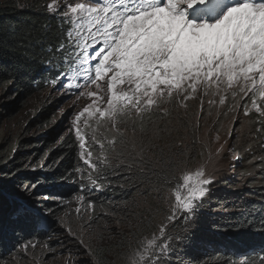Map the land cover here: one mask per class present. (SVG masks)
Instances as JSON below:
<instances>
[{"label":"snow or ice","instance_id":"1","mask_svg":"<svg viewBox=\"0 0 264 264\" xmlns=\"http://www.w3.org/2000/svg\"><path fill=\"white\" fill-rule=\"evenodd\" d=\"M46 11L61 26L67 25L63 40L50 55H61V67L67 64L70 70L59 71L50 82L54 86L57 80L67 81L63 88L75 89L78 99L91 101L75 115L69 129L78 142L80 159L89 169L87 173L76 169L82 182L80 194L75 196L80 205L77 214L85 203V211L95 208L93 201L86 200L84 181L91 185L88 191L101 190L104 185L100 182L107 180L104 169L115 171L120 166L109 162L107 152H116L118 141L128 143L127 129H121V123L131 121L134 135L137 122L143 132L146 119L170 116L171 109L164 105L175 101L177 108L186 110L188 101L199 99L202 107L204 97H211L210 105L218 97L220 106L231 98L230 111L241 100L250 101L251 109L264 119V0H51ZM53 63L51 58L46 61L48 66ZM251 109L246 102L244 115ZM101 129L111 132V137ZM89 141L99 146L95 160L92 151L86 150ZM144 160L145 148L133 140L128 170ZM181 163L185 166L179 176L165 180L174 183L168 189L163 219L155 232L137 241L127 264H169V257L188 239L214 178L203 164L190 169L186 161ZM164 164L173 170L179 167L171 158ZM21 187L30 192L36 186ZM24 212V208L18 209L17 215ZM180 219L184 228L173 233L171 229ZM61 225L92 257L81 264H101L70 224L61 221ZM20 247L27 255L37 243L29 241ZM242 264L256 262L244 258ZM258 264H264V255L258 257Z\"/></svg>","mask_w":264,"mask_h":264},{"label":"trees","instance_id":"2","mask_svg":"<svg viewBox=\"0 0 264 264\" xmlns=\"http://www.w3.org/2000/svg\"><path fill=\"white\" fill-rule=\"evenodd\" d=\"M47 3V0H0V88L14 92L22 103L43 92V88L58 77L59 71L66 68V64L61 67V55L50 54L63 40L62 32L67 25L61 26L60 20L46 11ZM49 58L54 62L51 66L46 64ZM173 114L182 120L184 127H180L185 130L169 137L166 132L160 137L159 132L166 129V120L170 117L153 115L146 119L145 128L154 121L160 130H155L153 137L133 138L138 147L142 143L145 148V160L138 166L133 165L131 171L127 163L120 165L126 175L124 182L135 188L129 197L135 208L130 218L132 228L115 243L95 241L98 233L91 235L95 238L87 240L88 245L101 264H127V257L137 241L157 230L167 211L168 189L174 183H165L166 178L178 177L185 166L181 162L186 161L189 168L195 153L200 151V140L190 131L192 123H187L189 114L182 116L179 111H171ZM55 115L54 106L43 105L32 122L46 127ZM248 118L250 141L244 145L238 142L237 149L246 159L237 163L236 176L215 178L188 239L169 257V264H242L244 258L258 264V257L264 255V119L255 111H251ZM257 129L262 131L257 132ZM59 132L51 131L36 139H20L15 152L12 145H0V259H6L28 240H46L56 229L54 217L61 209L55 208L58 204L21 195L17 192L19 186L35 185L39 193L35 196L43 193L68 196L78 189L71 183L78 163L73 138L67 135L51 148ZM48 149L49 163L43 169L35 172L22 169L23 154L32 150L36 158ZM169 158L179 167L174 170L166 167L164 162ZM140 199L149 201V207L142 206ZM27 204L32 210L17 215V210ZM43 209L52 211L51 224L39 215L37 210ZM184 223L183 219L178 220L171 231L182 232Z\"/></svg>","mask_w":264,"mask_h":264},{"label":"rangeland","instance_id":"3","mask_svg":"<svg viewBox=\"0 0 264 264\" xmlns=\"http://www.w3.org/2000/svg\"><path fill=\"white\" fill-rule=\"evenodd\" d=\"M47 2L50 3L51 0H47ZM64 83H67V81L60 82L59 85L54 86L52 84L46 85L43 88L44 90H42L43 92L24 103L21 102L19 96L14 92L0 88V145L4 144L9 147L12 145L15 152L19 149L16 143L20 139H36L51 131L55 132L59 130L60 132L56 139L53 140V146L51 148L54 149L65 136L70 135L74 140L78 153V163L74 171L75 178L71 182L72 185L78 186V189L72 190L70 195L58 196L57 194H51L47 196L43 193L41 196H35L39 194L37 192L38 187H35L30 192L23 191L21 186L18 187L19 190L17 192L21 195H30V197L38 200L56 202L58 205L55 208L61 209L58 211L57 216L55 215L54 217L56 229L47 236L46 240H28V242L32 241L37 243V247L34 250L29 249L27 255H25L20 245L10 255H7L6 259H0V264H69V262L81 264V261H90L92 257L87 255L83 246L74 238L68 236L66 229L61 225V221L70 224L72 229L78 236L84 239L87 245V240L95 238L91 237L92 234L98 233L95 241L109 244L121 240V236L128 234L132 228L130 218L135 208L129 197L135 188L130 187L128 182H124L126 175L120 166L115 171L111 167L104 169V175L107 177V180L100 182L104 185L101 190L93 189L92 191H88L91 185L87 184L86 180L84 181L87 185L84 193L86 200L93 201L95 208L94 210L85 211V203L82 207L81 214L75 212V209L80 206L75 201V196L80 194L82 183L79 179L80 173H77L76 169L80 168L84 173H87L89 169L83 160L80 159L78 142L75 139L74 132H70L69 129L71 128V123L75 115L91 101L87 98L78 99L77 91L75 89L67 91L62 87ZM210 98L204 97L202 107L199 99L188 101V108L186 110L177 108L175 101L172 105H164V107L170 108L171 111H179L182 113V116L189 114L187 123H192L190 131L194 132L200 140V151L195 153L194 157L192 156L193 163L189 168L194 169L203 164L214 180L219 176L234 177L237 175V163L247 157L244 153L240 155L237 149L239 148L238 142L244 145V143L246 144L250 141L249 115H244L243 105L247 102L248 107L251 109V103L247 100H241L240 105L230 111L229 109L233 106L231 98L223 106L218 104V97L214 98L217 103L210 105L208 103ZM45 104L54 106L56 115L53 117L50 125L43 127L34 124L32 120L41 111L43 105L46 106ZM251 111L255 110L251 109ZM169 117L170 119L166 120V129L159 132L160 137H164L166 132L167 137L170 134L174 135L183 129L181 127H184L182 120L178 116L173 114ZM147 122L148 120H145V124ZM157 126V123L153 121L142 132L139 128V122H137L135 125L136 132L133 135L131 121L127 124L121 123V129H127L126 139L128 143L122 144L118 141L115 146L116 152H112L109 149L107 152L109 162L112 165L123 164L121 160L127 163L133 138L136 139L141 135L153 137L155 135L154 131L158 128ZM158 130H160V127ZM100 131L109 138L112 135L111 132L105 131L104 129ZM85 132L88 135L91 134L90 129H85ZM142 139H144L143 136ZM105 147L107 148V144H105ZM40 148L43 149L42 141ZM50 149L43 152L44 154L42 156H36V158L35 152H32V150L31 152L23 154L21 158L22 169L28 172L43 169L49 163L47 157L50 154ZM86 150L92 151L94 160L100 155L99 146L93 142L89 141L86 145ZM120 152H123V157L117 156V153ZM45 160L47 161L45 162ZM97 163L99 164V161ZM248 166L250 167V165ZM248 174L249 172L245 176ZM109 181L110 183H108ZM44 197L50 198L44 199ZM66 201L69 203H65ZM148 203L149 201H142L140 199L142 206L149 207ZM23 208L25 210H32L28 204ZM138 208L140 209V206ZM38 211L40 212L39 215L51 224L49 216L52 211L44 209ZM45 244L49 245L50 248H45Z\"/></svg>","mask_w":264,"mask_h":264}]
</instances>
